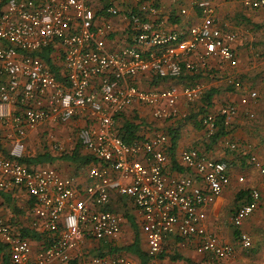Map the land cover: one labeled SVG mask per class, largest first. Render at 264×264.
Returning <instances> with one entry per match:
<instances>
[{"label":"built area","instance_id":"built-area-1","mask_svg":"<svg viewBox=\"0 0 264 264\" xmlns=\"http://www.w3.org/2000/svg\"><path fill=\"white\" fill-rule=\"evenodd\" d=\"M238 1L245 8L264 7V0ZM195 4L200 22L170 30L154 0H0V123L9 144V156L0 153V188L23 190L33 201L29 228L49 235L32 256L30 239L0 214V241L9 246L11 264H65L77 252L76 264H133L127 255H87L81 248L86 241H111L119 235L122 216L110 207L114 195L129 199L141 215L148 264H161L167 236L197 241L200 254L232 255L233 247L204 224L206 206L229 183L227 163L192 148L181 154V161L194 174L175 178L166 171V134L126 142L116 131V116L134 103L149 107L158 120H172L181 115V103L197 100L204 91L197 81L160 88L132 80L144 77L148 85L155 77L178 78L185 69L199 74L211 58L237 65L231 46L235 33L218 25L209 0ZM114 17L125 20V43L117 48L111 43L119 30ZM50 44L62 55L60 78L36 54ZM194 53L197 62L189 60ZM216 116L231 127L238 108L226 104L217 114L202 117L208 133L215 129ZM71 121L76 141L97 159L87 170L86 183L51 166L31 168L20 162L29 131ZM227 147L246 156L263 177L232 215L233 226L240 229L258 208L264 163L249 146L228 141ZM237 241L243 249L253 244L243 230Z\"/></svg>","mask_w":264,"mask_h":264},{"label":"crops","instance_id":"crops-1","mask_svg":"<svg viewBox=\"0 0 264 264\" xmlns=\"http://www.w3.org/2000/svg\"><path fill=\"white\" fill-rule=\"evenodd\" d=\"M160 5L161 19H163L164 27L170 30H178L183 27L199 23V11L196 7L197 0H155ZM216 9V22L218 25L225 27L227 30L232 31L238 36L237 40L231 43V46L237 49V65L230 67L225 63H221L215 58L209 59L208 69L214 71L225 70L228 75L227 78H213L211 76H202L197 78V82L201 83L204 91L209 89H216V94L211 98L210 110L217 114L221 106L225 102L234 103L238 108L240 115L234 118V129L225 135H222L214 140L208 137L206 129L200 122V103L201 101L185 102L179 105L181 115L172 120H158L153 117L150 108L140 103H134L122 112L123 120L133 121L138 125L136 136L139 139L154 136L159 133H164L168 136V164L167 173L171 176L178 178L184 174L193 175L194 172L188 169L181 161V154L189 149L195 148L199 154L206 157L222 160L227 163L229 172V183L225 186L222 193L216 199L206 206V219L204 221L205 227L209 232L214 233L218 239L233 247L231 256L219 259L210 253L200 254L196 252V242L193 239H183L179 236H167L163 244V251L160 255L161 264H241L247 260V250H244L239 245L236 235L235 227L231 222V218L235 210L241 205L243 197L242 193L246 188L258 186L263 180L259 172L246 161H242L236 157L237 153L227 147L228 141H236L245 146H249L252 152H255L257 158L264 163V137L258 129V125L253 123L248 117V111H255L254 99L249 95L252 89L254 80L258 81L261 77L263 67L259 66L254 69L253 66H248L254 57L251 56L250 44L246 40L250 38L249 32L251 27L247 22H259L264 20V7L258 9L245 8L238 0H209ZM185 9V14H180V9ZM115 25L119 27L117 34L113 37L112 44L117 48L125 43L123 36V23L125 20L122 17H114L112 19ZM252 31V29H251ZM249 33V34H248ZM189 60L197 62V53L189 56ZM255 63V62H254ZM62 62L58 60L57 65L61 66ZM251 69H254L250 71ZM190 74L186 69L183 75ZM238 77L242 80V88H235L232 85L233 78ZM179 79H162L157 84L160 88H168L172 85H180ZM181 86V85H180ZM259 90V88H258ZM256 92V91H255ZM203 104V103H202ZM122 120V119H121ZM121 122V121H120ZM72 123V122H71ZM54 128L58 136H62L63 142L67 139L65 136L70 134L69 125L47 124ZM46 125V126H47ZM41 127V126H40ZM39 130V129H37ZM30 132V131H29ZM33 132V131H32ZM30 132V133H32ZM38 131L33 134L37 135ZM177 135L175 145L171 147V134ZM41 137V135H40ZM38 136L36 142L41 139ZM70 138V137H69ZM38 139V140H37ZM83 152H86L82 148ZM236 154V155H235ZM245 160V159H244ZM58 165L62 167L61 170L65 175L75 177L79 182L86 183L87 170L74 171L75 167L69 165L64 167L61 160L57 161ZM244 177L243 182L238 181L239 176ZM16 197L12 201L4 202L0 197V214L5 219L17 221L22 226L27 227L31 220L29 213L28 203L29 197L24 191L18 189ZM12 197V196H11ZM15 205L16 209L21 210V214L15 216L11 213L9 206ZM112 210L116 211L122 216V228L119 235L114 239L117 246L130 244L134 237L133 223L137 224L138 231L142 239V247L146 249L145 235L141 230V215L136 209L134 204L126 197L114 195L110 204ZM264 190L261 191V198L258 208L247 217L240 228L249 233L253 240V246L256 248L261 242L260 231L262 233V226L264 224ZM259 235V236H258ZM94 243L83 244L84 247L93 245ZM97 245V243H96ZM38 244L32 242V256L37 252ZM82 248V245H81ZM133 264H139L136 256L128 254ZM6 261L4 252H0V264H9Z\"/></svg>","mask_w":264,"mask_h":264},{"label":"trees","instance_id":"trees-1","mask_svg":"<svg viewBox=\"0 0 264 264\" xmlns=\"http://www.w3.org/2000/svg\"><path fill=\"white\" fill-rule=\"evenodd\" d=\"M154 2H156V1L154 0ZM247 23H248V25H250L252 32H254V31H262L263 32L264 31V21H263V23L262 22H252V21H249ZM221 28L223 30L229 31L225 27L221 26ZM230 32H232V31H230ZM262 32H260L261 37H262ZM237 38H238V36H236L235 40H237ZM258 40L259 41H255L254 43H252V46L255 49V52H257V51L259 52V53H256V55L260 56L261 58H264V39H258ZM232 48H233L235 57L238 60L237 49L234 48L233 46H232ZM36 54L39 55L47 63L49 69L58 78L61 77L60 76L61 66L57 65V62H58V60L61 61L62 55L60 53V50L57 47L53 46V44H50L44 50H42L40 52H36ZM183 74L181 76H179L178 78H175V79L180 80L179 84L181 86L191 85L197 81V78L202 77V76H211L213 78H221V77L227 78L228 77L225 70L214 71L211 69L201 71L199 74H195V73H190V74L188 73L187 75H183ZM260 74H261L262 80L264 81V70H262V72ZM161 80L162 79L155 77V79H153L152 83L148 84V85H147V81L144 79V77L134 79L132 81L137 86H154V85L156 86L159 83V81H161ZM232 82H233L232 85L235 86V88H242V86H243L242 80L239 79L238 77L233 78ZM235 82L238 83V86L235 85ZM214 94H216V89H209L208 91H203V93L200 95V97L196 100V101H198V100L201 101L200 108H199L200 109V116H201V118H200L201 124H202V117H204L208 113L215 114L210 110L211 98ZM226 104H234V103L225 102L223 105H226ZM116 118H117L116 131H117L118 135L123 138V140H125L126 142H131L135 139H139V137H137L135 134L136 130L138 129V125L136 123H134L133 121H130V120H123L122 113H119L116 116ZM215 125H216L215 129L213 130L212 133H208L206 130L208 137L211 140H214V139H216L222 135H225L227 133H230L234 129V123L231 124V127L230 126L228 127V126L224 125L223 119L220 116H216ZM2 132H3V128H2V125L0 123V153L4 156L8 157L9 156V144H8V142H6L4 140V138L2 136ZM170 134H171V147H172V145H175V143H176L177 135H175V134L172 135V133H170ZM168 148L169 147L167 145L166 146L167 152H168ZM42 149H43V151H41L37 154L24 153V155L20 158V162H22V164H24L25 166H28L31 168L41 167V166H51V167H54L55 169L59 170L61 173H63L61 171L63 169L57 163V161H59V160H61V162H62L61 164H63V166L64 165H69L71 167L74 166L75 167V168L73 167L75 169L74 171H76L78 173L80 171H83L84 169L88 170L90 165L95 164L97 162V159L93 155L82 151V146L77 141H76L75 145L72 146L71 149H61L59 151H57V150L55 151V149L51 148V145H49L48 142L42 144ZM236 157L242 161H246V158H245L246 156L241 157L237 154ZM64 167L67 168V166H64ZM17 190H18L17 188L9 189V190H3L0 188V197H2L4 202L12 201V198L16 197L15 195H16ZM249 192H250V188L244 189V191L242 193V197L244 195L243 200H242L243 203L249 201ZM28 200H29L28 208H30L33 205V201L30 197ZM0 206H2V204ZM10 208H11V213L13 215L17 216V215L21 214V210L18 211L16 209L15 205L9 206V210H10ZM9 221H10V223H12V225H14V227H17V229L21 232L22 235H24L25 237L30 239L31 242L37 243L38 247H39V245H41L42 239H44L46 241L49 238V235L47 232L39 233L36 230L30 229L29 226H27V227L22 226V224H20L16 220L12 221V219H10ZM133 226H134V237H133V240L130 244L123 245V246L119 247L115 243L114 239L111 241L90 240V241H86V242L91 243V244L94 243V244L90 245V246H86V247H84L82 245V249L84 252H86L87 255L116 256V255L131 254V255H134L138 258L139 264H148L149 257L147 256L146 249L144 250L142 247L143 242L141 239V235L138 231L137 224L133 223ZM239 232H240V229L235 227L236 239H238ZM96 243H97V245H96ZM252 249H254L253 244L251 247L244 249V250H247L250 252V251H252ZM0 252H4V256H5L6 261H10V258H9L10 249H9L8 244L0 241ZM79 257H81V253L77 252V254L65 264H76L78 262L77 260ZM9 264H11V262Z\"/></svg>","mask_w":264,"mask_h":264},{"label":"rangeland","instance_id":"rangeland-1","mask_svg":"<svg viewBox=\"0 0 264 264\" xmlns=\"http://www.w3.org/2000/svg\"><path fill=\"white\" fill-rule=\"evenodd\" d=\"M264 20L259 21L263 23ZM249 32H252L251 29ZM255 32V33H254ZM253 35L250 34V38H247L246 40L249 42L250 44V50H251V56L254 57V60H251V62L247 65L248 66H253L254 69L256 67H263L264 70V58H261L260 56L256 55V53H259L258 51L255 52V49L252 46V43H254L255 41H259L258 39H264V31H254ZM260 32H262V37L260 35ZM249 34V33H248ZM255 62V63H254ZM251 69L250 71L254 70ZM259 88V90H258ZM252 89L255 90L256 95L254 97H252V99H254V108L256 107L255 111H251L247 113V117L256 125H258V129L260 130V133L258 134H262V137H264V81L262 80L261 77H258V81L256 79V81L254 80L253 84H252ZM252 113L253 116H249V114ZM241 117L243 116L242 113L238 114ZM72 122V121H71ZM68 122V123H61L59 125H69L70 126V134L68 136H65V138L68 141V144L65 142H63L61 140L62 136H58V133L56 132V130H54V128L50 127V126H46V125H42L41 127H38L37 129L31 130L30 132H28L27 137L25 139V153L27 154H37L41 151H43L42 149V144L43 143H47L49 145H51V148L55 149V151H59L61 149H71L73 145H75L76 143V128H75V124H73V122ZM35 131L37 132V135L40 137L41 141L40 142H36V138H38V136L36 137V135H34ZM34 133V134H33ZM45 133V134H44ZM54 137L55 141L59 143V148H54L52 146V143H50L49 141V136ZM50 136V137H51ZM70 137V138H69ZM39 139V138H38ZM37 139V140H38ZM52 139V138H51ZM255 153V152H253ZM256 154V153H255ZM257 155V154H256ZM258 156V155H257ZM264 221V219H263ZM262 228V233L260 231V239L259 241L261 242V244H259L256 248L252 249V251H248L246 254L247 256V260L243 261L241 264H264V224L261 227ZM259 236V235H258Z\"/></svg>","mask_w":264,"mask_h":264}]
</instances>
